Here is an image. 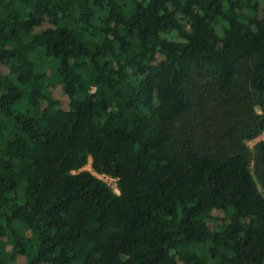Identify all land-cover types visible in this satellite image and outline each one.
Wrapping results in <instances>:
<instances>
[{
	"label": "trees",
	"instance_id": "1",
	"mask_svg": "<svg viewBox=\"0 0 264 264\" xmlns=\"http://www.w3.org/2000/svg\"><path fill=\"white\" fill-rule=\"evenodd\" d=\"M263 132L264 0H0V264H264Z\"/></svg>",
	"mask_w": 264,
	"mask_h": 264
},
{
	"label": "rangeland",
	"instance_id": "2",
	"mask_svg": "<svg viewBox=\"0 0 264 264\" xmlns=\"http://www.w3.org/2000/svg\"><path fill=\"white\" fill-rule=\"evenodd\" d=\"M187 28L190 29V26H187ZM16 132H18V131L15 130L14 133H16ZM262 139H264V132L261 135H259L257 138L248 141V143L252 147V149H254L255 144L259 140H262ZM84 168L88 169V170H91L95 175H97L101 179L105 180L110 186H112L113 188H115L117 190L116 179L114 177H111V176L106 175V174H98V173L94 172L92 167H91V163L90 162ZM254 176H255V178H257L255 173H254ZM256 180L258 181V184H259V187H260L261 191L264 193V188H263L260 180L258 178ZM199 251H201V250H199Z\"/></svg>",
	"mask_w": 264,
	"mask_h": 264
}]
</instances>
